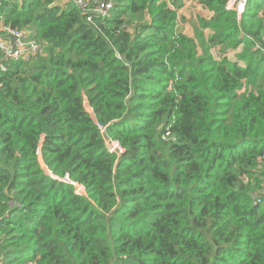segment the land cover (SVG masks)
I'll use <instances>...</instances> for the list:
<instances>
[{"label": "trees", "instance_id": "obj_1", "mask_svg": "<svg viewBox=\"0 0 264 264\" xmlns=\"http://www.w3.org/2000/svg\"><path fill=\"white\" fill-rule=\"evenodd\" d=\"M229 1L0 0L45 47L0 50V264H264V0Z\"/></svg>", "mask_w": 264, "mask_h": 264}, {"label": "built area", "instance_id": "obj_2", "mask_svg": "<svg viewBox=\"0 0 264 264\" xmlns=\"http://www.w3.org/2000/svg\"><path fill=\"white\" fill-rule=\"evenodd\" d=\"M75 5L86 14L88 21L92 22L95 17L106 18L114 6V0H73ZM248 0H230L227 4L228 9L236 10L239 17L245 12ZM0 50L3 61L30 60L45 54V47L38 42L30 39V32L27 30L14 29L5 25L0 19ZM7 37V38H6ZM15 38V46L12 45L11 38ZM5 70V66H0ZM100 129H105L99 126ZM110 152L119 150L123 152L118 142H108ZM65 183L71 184L76 188V194H85L83 185H75L69 178L61 179ZM256 203H260L259 198H255Z\"/></svg>", "mask_w": 264, "mask_h": 264}, {"label": "rangeland", "instance_id": "obj_3", "mask_svg": "<svg viewBox=\"0 0 264 264\" xmlns=\"http://www.w3.org/2000/svg\"><path fill=\"white\" fill-rule=\"evenodd\" d=\"M188 8L189 7H187V9ZM191 11H192V15L189 14ZM184 14L190 20H195L196 16H198L200 14L201 15H205L204 12L202 10H200L199 8H193L192 9V7H191L190 11L189 10L187 12L185 11ZM183 30H188V31L190 30L191 31V28L189 26H185V25L184 26H179L178 31L180 32V31H183ZM85 106H86L87 111L92 113V110H91V108H89L87 102L85 103Z\"/></svg>", "mask_w": 264, "mask_h": 264}, {"label": "water", "instance_id": "obj_4", "mask_svg": "<svg viewBox=\"0 0 264 264\" xmlns=\"http://www.w3.org/2000/svg\"><path fill=\"white\" fill-rule=\"evenodd\" d=\"M11 41H12V45L15 46V38L14 37L11 38Z\"/></svg>", "mask_w": 264, "mask_h": 264}]
</instances>
